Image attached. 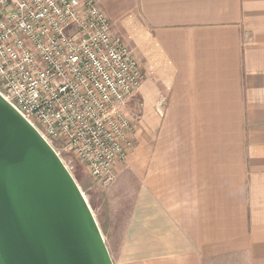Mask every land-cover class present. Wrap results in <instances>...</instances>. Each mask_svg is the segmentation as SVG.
<instances>
[{
	"label": "crops",
	"instance_id": "crops-1",
	"mask_svg": "<svg viewBox=\"0 0 264 264\" xmlns=\"http://www.w3.org/2000/svg\"><path fill=\"white\" fill-rule=\"evenodd\" d=\"M96 1L146 74L94 212L114 264H264V0Z\"/></svg>",
	"mask_w": 264,
	"mask_h": 264
},
{
	"label": "built area",
	"instance_id": "built-area-1",
	"mask_svg": "<svg viewBox=\"0 0 264 264\" xmlns=\"http://www.w3.org/2000/svg\"><path fill=\"white\" fill-rule=\"evenodd\" d=\"M145 81L96 0H0V95L102 188L135 149Z\"/></svg>",
	"mask_w": 264,
	"mask_h": 264
},
{
	"label": "water",
	"instance_id": "water-1",
	"mask_svg": "<svg viewBox=\"0 0 264 264\" xmlns=\"http://www.w3.org/2000/svg\"><path fill=\"white\" fill-rule=\"evenodd\" d=\"M0 264H114L72 170L1 95Z\"/></svg>",
	"mask_w": 264,
	"mask_h": 264
},
{
	"label": "rangeland",
	"instance_id": "rangeland-1",
	"mask_svg": "<svg viewBox=\"0 0 264 264\" xmlns=\"http://www.w3.org/2000/svg\"><path fill=\"white\" fill-rule=\"evenodd\" d=\"M113 27V32L116 36L126 39V36L124 35V32L119 27L121 24H114L111 22ZM118 26V28H116ZM115 31L117 33H115ZM127 40V39H126ZM129 43V41H128ZM130 49L134 52L138 59V45L137 42L130 40V43L128 44ZM64 160L68 163L69 168L72 170V174L74 178L76 179L78 185L80 186L81 190L83 191L84 195L87 197L89 205L91 209L95 212L97 207L99 206V202L101 203V200H98L99 197L104 199V192L102 190V187L98 184L94 183L85 173L83 168L78 165V163L69 156H64ZM111 185V184H110ZM102 190V191H101ZM100 195V196H99ZM97 212V211H96Z\"/></svg>",
	"mask_w": 264,
	"mask_h": 264
}]
</instances>
